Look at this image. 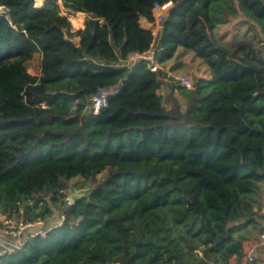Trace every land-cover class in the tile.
<instances>
[{
  "label": "trees",
  "instance_id": "16d2710c",
  "mask_svg": "<svg viewBox=\"0 0 264 264\" xmlns=\"http://www.w3.org/2000/svg\"><path fill=\"white\" fill-rule=\"evenodd\" d=\"M34 1L0 0V216L59 214L0 264H228L264 225V0ZM59 2L89 17L78 44ZM167 2L153 36L140 20ZM151 45L161 69L128 61ZM196 60L193 89L163 71ZM76 177L96 186L88 203L66 199Z\"/></svg>",
  "mask_w": 264,
  "mask_h": 264
},
{
  "label": "built area",
  "instance_id": "2783aa9c",
  "mask_svg": "<svg viewBox=\"0 0 264 264\" xmlns=\"http://www.w3.org/2000/svg\"><path fill=\"white\" fill-rule=\"evenodd\" d=\"M172 6V2H167L164 4L154 3L151 10L154 22L156 24H161L162 20L165 18ZM3 14L4 10L2 9V7H0V16H2ZM154 54L155 53L151 45L149 50L139 57L142 58L141 60H143L145 67L151 72H156L157 70L161 69L158 61L154 57ZM168 76H172L174 81H176L180 86L186 89L194 88L196 81L191 77L178 76L175 78L173 75ZM100 91V93L98 92L97 94L92 95L89 98L88 107L89 110L94 114L98 113L100 109L107 106L108 99L112 95V91L110 90L102 89ZM258 212L261 216L264 217V204H260V206L258 207ZM7 216L0 220V257L11 255L20 250L31 238H34L36 236L44 237L46 230L50 228H41V225H43L45 222L40 219L35 221H24L22 219L13 220L12 217ZM63 219V216H61L59 222H61ZM258 245L264 248V225L263 229H261L258 234ZM245 259L249 263L252 262L253 254L248 253L245 256Z\"/></svg>",
  "mask_w": 264,
  "mask_h": 264
},
{
  "label": "rangeland",
  "instance_id": "374dc122",
  "mask_svg": "<svg viewBox=\"0 0 264 264\" xmlns=\"http://www.w3.org/2000/svg\"><path fill=\"white\" fill-rule=\"evenodd\" d=\"M60 5H61V3L59 2V8H60L61 14L65 15L68 20L70 18L76 19L78 14H83V13H66L65 9L63 7H61ZM83 15L86 18V21H85V26H86V22L89 19V17L86 16L85 14H83ZM142 25L145 28H147L148 30L152 31V34L154 36H157L160 33V30H161V24L160 23L156 24L155 22L154 23L142 22ZM235 26H236V22H234V21L230 22V24H228L227 26H224V27L221 26L222 28L219 31V34L226 33L227 36H232V35H235V34L239 33L240 30L236 29ZM75 28L76 27L72 26V30H75ZM80 37H81V32H74L73 33L71 31V26H70L69 33H68V38L72 42L77 44L79 42ZM141 59L142 58H140V60ZM167 64L168 65H166V67L164 68V71L168 75H173V73L170 72L169 69H168V67L171 64V62H169ZM186 67H187L188 71L186 73H184L185 75H180L179 72H177L173 76L175 78L178 77V76H187V77L193 78V80L196 81L197 77L203 73L204 69L206 70L204 64H202L199 60H196L195 62H193L191 67H190V64L186 65L184 68H186ZM29 72L31 74H37L38 73L37 59H33L30 62ZM205 73H206V71H205ZM167 85H168V83H167ZM167 85L162 84V86H161V88L159 90V94H161L162 96H164L168 92V86ZM181 102H182V100H181ZM103 177H104V174L97 175L96 176V180L100 181ZM67 184L69 186H73L75 189H79V186H81V185H84L83 188L90 187L91 182H84L80 177H76V178H73V179L67 181ZM52 208L54 209L53 216H52L51 220H49V222L44 223L43 225H41V228H43V229H46V228H49V227L53 226V224H54L53 221L56 220V216H58V214H59V212L56 211L55 207H52ZM19 212L20 213H17L16 211H11V216L10 217H12L13 220H20L22 218L23 208H20ZM6 216L5 215L4 216L1 215L0 216V220H2Z\"/></svg>",
  "mask_w": 264,
  "mask_h": 264
},
{
  "label": "crops",
  "instance_id": "0c3cea01",
  "mask_svg": "<svg viewBox=\"0 0 264 264\" xmlns=\"http://www.w3.org/2000/svg\"><path fill=\"white\" fill-rule=\"evenodd\" d=\"M39 1L40 2H37V0L34 1L35 7L46 6L48 4V0H39ZM60 6L62 7V5ZM81 15H82V26L79 28H75V30L84 28L85 16L83 14ZM142 22H147V21L145 19L140 20L141 27H143L144 29H147L142 25ZM84 32L85 31H83L82 33ZM140 56L141 55L131 56L128 61L131 63H134L135 61L140 59L139 58ZM35 59H37V65H38V58H35ZM258 204H264V182L259 184ZM257 205H255V207H257ZM249 232H250V236L246 240L243 241L240 252L238 254H235L233 257H231L228 264H264V248L258 245L259 231L249 229ZM248 253L253 254V261L250 263L247 262L245 259V256Z\"/></svg>",
  "mask_w": 264,
  "mask_h": 264
},
{
  "label": "water",
  "instance_id": "95a60500",
  "mask_svg": "<svg viewBox=\"0 0 264 264\" xmlns=\"http://www.w3.org/2000/svg\"><path fill=\"white\" fill-rule=\"evenodd\" d=\"M122 83L123 81L120 80L118 82V84L112 86V87H108V88H105V90H110L112 91V95L115 94L117 91H119L121 89V86H122ZM99 93L101 92L100 90L98 91ZM76 113V107L73 106V108L71 109L70 113H69V117H73ZM89 113V107L87 106L85 108V114H88ZM96 186H91V187H88V188H80V189H75L73 186H69L66 190H65V195H66V198L67 200L70 202V203H74L76 202L77 200H81V199H84L86 203L89 202L90 200V195L93 191V189L95 188Z\"/></svg>",
  "mask_w": 264,
  "mask_h": 264
},
{
  "label": "bare ground",
  "instance_id": "6f19581e",
  "mask_svg": "<svg viewBox=\"0 0 264 264\" xmlns=\"http://www.w3.org/2000/svg\"><path fill=\"white\" fill-rule=\"evenodd\" d=\"M37 2H40L39 0H37ZM69 22L71 24V26L79 28L82 26V15L78 14L76 19L70 18Z\"/></svg>",
  "mask_w": 264,
  "mask_h": 264
}]
</instances>
